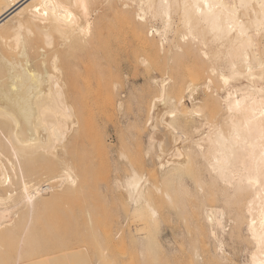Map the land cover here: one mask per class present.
I'll use <instances>...</instances> for the list:
<instances>
[{"label": "bare ground", "instance_id": "6f19581e", "mask_svg": "<svg viewBox=\"0 0 264 264\" xmlns=\"http://www.w3.org/2000/svg\"><path fill=\"white\" fill-rule=\"evenodd\" d=\"M178 39L190 46L189 53L200 57H196V65L202 61L212 78L216 75V80L220 81L222 91L215 95L211 92L214 99H210L218 105L219 116L213 113L218 117L217 121L213 115L204 118L207 116L201 113L202 100L194 96L196 86L193 87L191 81L185 85L184 94L172 95L175 85L171 79L162 75L161 78L155 76L159 78L156 81L152 77L150 82L151 75H146L150 79L146 81L151 84L155 81V86L152 85L157 91L150 85L156 92L154 95L152 92L151 99L148 96L150 101L145 102L149 104L146 105L147 112L144 110V158H140L146 159L148 169L152 164L156 166L160 180L159 184L156 180L153 184L144 172L135 170L129 156L126 157L127 151L125 155L121 148V151L112 150L115 151V164L111 162V166L116 171L123 166L124 170L115 176L114 169L115 177L111 174L113 182L108 181L113 183L110 190L119 193L127 207L128 212L123 213L125 216L128 213L129 221L125 216L123 219L130 224L124 229L142 248L140 251H149L154 256L144 252L149 256L147 259L154 258V264H163L164 260L166 264L170 260L169 264H264V0H0V260L5 246H32L39 210L50 200L55 203L56 196L65 192L66 185L68 188L80 185L72 163L67 161L65 167L62 166L64 162L57 163L68 154L57 162L55 160L56 157L59 159L62 150L60 154H64L68 136L76 131L83 132L76 127L80 125L75 114L78 113L76 105L82 101L87 105L86 100L92 104L106 101L105 92L110 89H103L109 80H105V76L112 71L118 79L111 92L120 111L124 97V59L132 56L135 63L145 65L149 70L147 58L156 52L158 43L162 44L161 50L168 44L169 51L165 49L172 53L178 49V43H175ZM174 53L172 56L175 57ZM191 62L188 61L186 66L189 67ZM132 86L127 88L133 91ZM209 90L212 88L206 92ZM108 98L106 102L111 99ZM113 101L110 103H115ZM186 122L190 124L188 129L183 128L187 126ZM102 142L104 147L112 148L105 144V140ZM77 150L74 149V153L79 157L82 149L78 150L80 153ZM40 153L49 154L51 161ZM35 155H40L46 163H51L54 157L57 166L54 162L44 165H49L50 169L52 165L53 168L56 166L51 169L54 175L49 171L50 175L43 179L41 176L45 177L46 173L42 174L41 170L42 179L35 180L38 178L34 173L39 176V166L32 167L35 165L33 158L39 159ZM82 161L74 162L75 168L85 164ZM39 165L42 167L43 162ZM58 166L61 169L55 174ZM32 168L37 172L32 173ZM199 169L203 172L200 173ZM78 187V190L82 189V186ZM116 196L120 199L118 194ZM185 196H194L199 203L194 205L196 211L193 208L192 212H196L193 214L196 219L187 216L188 221L194 220L190 221V227L179 234L176 232L184 238L186 245L178 246L173 235L172 240L161 235L162 223L166 222L167 211L177 210L184 201L185 204L190 202L187 197L186 202ZM191 199L194 202L193 197ZM114 200L117 199L114 197ZM50 203L44 208L47 209ZM160 206L167 207L163 221ZM172 213L171 220L177 218ZM186 215L182 216L185 218ZM174 220L172 224L178 226ZM178 221L183 222V219ZM189 223L186 221L185 224ZM185 224L180 228H185ZM122 227L117 226L119 230ZM191 228H194V234ZM123 232H120L121 236L117 234L120 237L117 238L125 242L121 238ZM199 235L205 238L202 237L201 241ZM181 237L177 239L181 240ZM117 238L113 239L117 242L112 243H119ZM163 242L167 245L176 243L177 246H167ZM131 243L133 246L134 241ZM94 258V264H102L106 256L100 251ZM12 260V263L8 259L2 263L28 264L21 255H15ZM146 260L145 263H149Z\"/></svg>", "mask_w": 264, "mask_h": 264}, {"label": "rangeland", "instance_id": "374dc122", "mask_svg": "<svg viewBox=\"0 0 264 264\" xmlns=\"http://www.w3.org/2000/svg\"><path fill=\"white\" fill-rule=\"evenodd\" d=\"M181 41H182L181 39H178L177 41H175L176 44L178 43L177 44L178 49H176L177 51L174 49V51H172V53L167 52V51H169V48L167 49V47H169L168 44H166V45L163 44L164 48H162V50H161L162 44L158 43L157 50L159 51V53L156 50V52H154V54H153V56L155 55L154 59H153V56L147 58L148 59V66L151 67V68H149V70H148V68H145V65L142 66L140 63L139 64L135 63L132 56L124 59V65H123L124 67L122 69V73H123L122 74V80H123L122 88H123V90L121 89L124 93V94L122 93V95L124 97L122 100V102H123L122 109L120 110L122 112H120L118 110V106H117L118 104L116 103V99L114 97H112L113 92H111V91H113V89H112L113 83H115L118 79V77H116V74L112 71L109 73L110 75L107 74V75H109V77L107 75H106L107 77L105 76V80H108V79L109 80H108V82L106 81V85L104 86L103 89H105L106 91H108L110 89L108 91V93L105 92V90H104L105 94H107L105 96L107 99H109L108 97H111V99H110L111 102L115 99V101H113L115 103H110V101L106 102V101H108L106 99V101H103L105 103L98 102V104H97V102H96V104H95L93 102V104H92L91 101L89 103V101L86 100L85 102L87 103V105H84L83 101L79 102V105L78 104L76 105L78 108V113L75 112V114L79 119V122H78V123H80V125L78 124L79 127L76 126L77 125V122H76L77 117L75 116V117H73V119H75V122H76L75 126L78 128V130L83 129V132L81 131L82 133H79L78 131H76L77 133H74V134L79 133L78 135L81 136V134H82V136L81 137L78 135L75 136L76 139L78 138V140L76 141L75 137H73L74 134L72 136L69 135L68 137H70V138H68V140L70 143L68 142V144H67V141H65L64 144L67 145L66 149H65L66 145L62 146L63 149H65L64 154L61 155L60 153L63 152V150L62 151L59 150V151H61V152H59V156H58L59 159L56 157L57 159L55 158V160L57 162L60 160L61 156L64 157V155L68 154V156H66L64 158L65 161H63L64 159L61 158L60 163L59 162H57V163H58V165L59 164L61 165V164H63L62 162H64V164L62 166H64L67 163V161L73 164V168H74L73 171H74L75 175H79V179L77 177V181L80 182V185H78V186H82L81 187L82 189L78 190L76 188V187H78L77 185H75L76 187H74V188L73 187L68 188V185H66L65 189L68 190L69 192L64 189L65 192H62L63 194H61V196L60 195L56 196V198H55L56 202H55V199H53V201L55 203H53L52 200H50L49 202H51V203L48 204L47 209H45L44 206H47L46 204L49 203V202H47L42 207L43 209L41 208L42 212H41V210H39L40 211V212H38L39 216L37 215V217H36L37 220H35V226L36 227H35V232H34L35 242L32 244V246H5L4 248L2 247L4 252H2L3 258H1L0 264H3L2 261L3 260L7 261V259L10 263H12V261H13L12 258L15 257V255L23 256L28 264L29 263L30 264H32V263L33 264H94V259H95L94 255L96 254V252H100V251H102L106 256V258L102 264H149L150 262H151V264H154V262H155L154 258L147 259V258H149L150 255H151L150 257H152L153 255L151 253H149V251L147 252L146 250L140 251L142 248H140L139 245L135 244L136 242H135V240H133V236H129V234H127V232H126L127 229L129 228L128 226L130 224L129 222H127V221H129V219L127 220L128 213L126 216L124 215V213L127 211V207H125L126 205L122 201L123 198L120 196V194L117 193L116 191L115 192L112 191L113 189L110 190V187L113 188V183H112L113 178L111 179V176L114 173H116L115 176L120 175L122 173V171H124V170H123V166H120L121 169H119V166H118L117 169H119L121 171H119V170L116 171V168H114V166H111V165L113 162L115 164V161H114L115 155L113 152H115L117 150L119 151L121 148V150H124V151H122L123 153H125L127 151L126 152L127 155H126V153H125V155H126L127 159L129 156L130 159H128V160H129V162L132 161L131 164H133V166L136 168V169L134 168L135 170H137L140 173L144 172V175H146V177H149L147 179H149V181L152 180L153 184H154L155 180H156V183L159 182V180H160V179H158L159 178V172H158V169L156 168V166L152 164L154 167L152 165H150L151 169L150 168L148 169L149 165H146V164H148L146 159H145L146 163L144 160L141 159V158H144L142 155L143 154L142 149L144 146L143 142L145 141L144 138H145V133H146L145 132L146 129L144 127V121H145L144 119H146L144 110H146V112H147V109H148L147 106L149 104V102H148V104H146L147 100L150 101V99H151L150 96L152 95V92L154 95V93L157 91V87H154L155 84H153V83L156 80H158L159 78H161L159 76H162V75H163V77L167 76V78L169 80L171 79V81H173L171 83H173V85H175V86H174V88H172L173 92L171 91V93H170V94L173 93L172 95H179V94L181 95L183 93L185 85L189 81H191L193 87L196 86L194 96L197 97L198 99L202 100V107H201L202 112L201 113L207 116L204 118L214 117L215 121H217L216 117L219 116V107H218V105H215L216 103L214 101L211 102L210 99H214V95H215L214 93H217V91H218V93H220L222 91V88H219V87H222L220 85L221 83H218L219 80L218 81L216 80V75H215V78H212L213 77L212 74L208 73L209 70L206 67V65L205 66L202 65V61H200V63H199V61L197 59L198 63L196 65L195 61H196V57L198 55L196 56L193 53H189L190 52L189 51L190 46H186L187 43L182 41L184 43L183 44ZM160 44H161V46H160ZM158 46L160 48H158ZM182 46H186V47H183V49H182ZM165 48L167 49V51ZM179 50H181V51H179ZM182 51H185V52H182ZM166 52H167V54H166ZM173 52H175L174 53L175 57L172 56ZM178 52H179V55H178ZM183 53H184V56H183ZM166 55H169V58H171V59L169 60L168 56H166ZM192 55L193 56L195 55L194 58H192L193 60L195 59L194 60L195 63L192 61L195 65L192 64V62H191L192 59L189 60L191 57H193ZM185 58H186V60H185ZM197 58H200V57H197ZM180 59H182V61H180ZM151 60L153 63L151 62ZM178 60H179V62H178ZM184 60H185V62H184ZM186 61L191 62V65H190L191 68H190V66L189 67L186 66V64H187ZM169 62H171V63L168 65ZM183 63L185 64L184 66H183ZM165 64H166V67H165ZM171 64H172V67H171ZM155 65H156V67H155ZM202 66H203V68H201ZM145 69H147L148 71ZM142 70H144L146 73H150V74H146ZM146 75L148 77L151 75L150 76L151 80ZM209 75H210V77H209ZM155 76L159 77V78H156ZM152 77L155 80L152 83L154 86L151 83H149L148 81H146L148 79L150 80V82L153 81ZM209 79L211 80V83H210ZM212 80H214L215 82H213ZM107 85L108 86L110 85V86L107 87ZM129 85H134V86H132L133 91H130L129 88H127V87H129ZM150 85H151V87H154L156 89V91L154 88H153L154 91H152L151 90L152 88L150 87ZM206 85H208V86H206ZM216 85H217V87H216ZM210 87L212 88V91L209 90L210 92L207 93L206 91L208 89H211ZM213 87L216 90L213 89ZM218 89H220V91ZM170 90H171V88H170ZM109 92H110V95H109ZM184 92H185V90H184ZM208 94H210V95L206 97V95H208ZM211 94H212V97H211ZM148 96L150 99L148 98ZM204 97L207 98V100H205L206 102L203 100V99H205ZM185 102L187 104H189L188 100H185ZM210 103H213V104H210ZM124 104H125V106L123 107ZM205 104H207V105L204 106ZM144 105L145 106L147 105L146 108ZM212 107L213 108L215 107V108L213 109ZM77 108H75V109H77ZM203 108H205L206 110ZM208 108H211L212 111H211V109H208ZM75 111H77V110H75ZM118 111H119V113H118ZM207 111L209 113H207ZM124 112H125V114H124ZM213 113H215V115H217V116H214ZM146 115H147V113H146ZM209 115H213V116L209 117ZM217 119H218V117H217ZM215 121H214V123H215ZM208 122H210V121H208ZM186 125L187 126L183 127L184 129L186 127L188 129L190 124L188 122H186ZM142 129H144V130H142ZM133 138H134V140H133ZM70 139L73 141L71 142ZM99 140H101V141H99ZM103 140H105V144L110 145V147H112L114 149H112V148L110 149L109 147H107V148L104 147V143L102 142ZM139 142L142 144H139ZM83 143H85V145ZM98 143H100V144H98ZM81 144H83V145H81ZM137 144L139 146H141V148ZM68 145H70V147ZM78 145L79 146L81 145V146L79 147ZM77 146L79 147V149L80 148L82 149V152L84 149L87 151L88 146H89L90 150L88 149V152L84 151L83 152L84 155L81 152V154L83 156L80 154L78 156L79 157L82 156V157L79 158V157L75 156L77 154H75L76 151H74V149L75 150L78 149V148H76ZM83 146L84 147L86 146V148H84ZM62 147H61V149H62ZM68 147L71 150L68 149ZM108 148H109V150H107ZM138 149H140V150L138 151ZM78 150H77V153L79 152ZM112 150H115V151L112 152ZM136 151H137V153H136ZM69 152H70V154L71 153H73V154L69 155ZM85 153L87 154V156L84 159L85 161L84 160L82 161V159L86 155ZM88 153H90V154L88 155ZM41 154L42 153H40V155ZM43 154H42V156L47 157V158H45V159H47V161H51L49 154H46V155H43ZM112 154L114 156H111ZM39 156L35 155L34 157H39ZM70 156L74 157V158L71 157V159H72L71 161H69ZM140 156H142V157L140 158ZM76 157L78 158V160ZM42 158H44V157H42ZM39 159L41 160L40 157H39ZM39 159L33 158V161H35V163H34L35 165L32 166L34 168H36L37 165L39 166V168H37V170H39L38 171L39 176L36 175L37 173H34V172H37L36 169L35 170H34V168L31 169L32 171L34 170L32 173H34L35 177L38 178V179H36L34 177L35 180H37V181L40 180L39 177L42 174L45 175V173H46L45 177L41 176L43 179L48 177L50 175L49 171H51V169L53 168V165H52L51 169H50L49 165H51V163H53V162L55 164L54 157H52L51 163H49V162L46 163L45 159L44 160L42 159L43 161L42 160L39 161ZM86 159L87 160L90 159V161L89 160L87 161ZM73 161L74 162L82 161V162H85V164L84 163H82V164L78 163V164H80L82 166L84 165V166L83 167L79 166L80 168L77 169V168H75L76 163H74ZM142 161H143V164H142ZM42 162H43L42 167H44L45 164H46L45 166H47V164L49 163L48 167H44V169L46 168L48 172L45 171L46 169L45 170L42 169V167L39 165V164L42 165ZM129 162L127 161L128 164H130ZM136 162H138V163H136ZM139 163H141V164H139ZM55 165L57 166V164H55ZM143 165H144V167H143ZM56 166L54 168H56ZM58 167H60V168H57L56 171L54 170L55 174L58 171H60L58 169H61V166H58ZM70 167H72L71 164H70ZM76 167H77V165H76ZM81 167L84 168V170ZM115 167H117V166H115ZM145 168H147L148 170ZM114 169L116 172L114 171ZM138 169H140V170H138ZM152 169H153V171H151ZM190 169L193 170V168H190ZM41 170L43 171L42 174H40ZM201 170H200V173L203 172ZM113 171H114V173H113ZM51 174L54 175L53 172ZM107 175H108V177L106 178ZM115 176L113 175V177H115ZM154 178H157V179H154ZM110 180L112 182L109 183L108 181H110ZM157 184H159V183H157ZM102 185H103V187H102ZM75 188H76V190H73ZM78 188L80 189V187H78ZM62 189H61V191H62ZM70 190H72V191H70ZM108 191H109V193H108ZM111 191H112V193H111ZM113 192L115 194H113ZM60 193H58V194H60ZM116 193L120 196V199H119V197L117 198ZM114 197H115V199L118 200V202H117V200H114ZM186 197L187 196H185L184 199ZM190 197L191 198L193 197V201L196 202V204H192L194 202H192V199ZM108 198H109V201H108ZM187 199H188V201H190L192 203L187 202ZM187 199H185V200L187 203H189V205H190L189 207H188L187 203L186 204L184 203L185 202L184 200H183L184 202L180 201V202H182L180 204V208L182 207V209H183V207L186 205L184 208L185 210L183 209L184 213H183L182 209L180 210V208H178L179 210L178 209L177 210H169L170 211V213H169V211H167L166 206L165 207H162L163 205L160 206L161 209L163 208L162 210L160 209V213H162L161 211H163V213H164V214H161V215H164V216H162V221H163V217H165L166 211H167V215H168V217L166 215V217H165L166 219H164V221L166 220L165 224H164V222L162 223L163 230L161 232V235L163 237L166 236L168 239H171V236L173 235L174 238L172 237V239L174 240V242L179 244L178 246H180V245L186 246V245H185V243H183L184 238L181 237V235H177V234L180 233L179 231H182V230L184 231V229L186 230L188 227H190L191 222H193L196 219V217L194 218V216H193V214L195 215L196 212L195 213H192V212L195 210V207L198 206V203H199L198 199L195 197V199H197L195 201L194 196H189V197H187ZM121 201L123 202L124 206L121 205L122 204ZM110 202L111 203L113 202V203L111 204ZM120 202H121V204H118ZM194 205H197V206H194ZM122 207H125V208H123L125 211L122 210ZM186 207H187L188 211L186 210ZM111 208H113V209H111ZM165 208H166V210H165ZM193 208H194V210H193ZM190 209H192L191 210L192 214L189 212ZM117 211H119V212H117ZM185 211L188 213H186ZM121 212H122L123 216H122ZM172 212L174 213L175 217L177 216V218H174L175 220L174 219H172V220H174L173 221L174 223L177 221V225L179 226V228H177L178 226H176V223H175V225L172 224V220H171V217L173 216V215H171ZM175 212H179V213L175 214ZM181 213H183V214H181ZM115 214L117 216H115ZM188 214H190V215H188ZM179 215H181V217H183L182 215H186V217L181 218ZM124 216L126 217L127 221L123 219ZM187 216H190L189 218L194 219V220L188 221L187 219H189V218ZM191 216L193 218H191ZM116 217H117V219H115ZM169 218H170V221H169ZM120 219H122V220H120ZM178 219L179 220L183 219V222H185V223H186V221L188 223L190 221L191 222L188 225H186L185 223L178 221ZM65 220H66V222H65ZM67 220H68V222H67ZM36 221H37V224H36ZM117 221H120V222L122 221L123 224H122V222L118 223ZM179 222L185 224L184 225L185 228L181 229L183 227V224L181 225ZM121 224L124 227H122ZM119 225H120V227H122V228H120V230L118 229L119 227L117 228V226H119ZM172 225H174V226H172ZM180 225H181V228H180ZM125 226L127 227L126 231L124 229V228H126ZM171 226H172V228H171ZM116 228L119 230V233L117 232ZM171 229H173L174 231ZM177 229H179V230H177ZM191 229L193 230V231L190 230L193 232V233L192 232L191 233L194 234V228H191ZM113 230L116 233L114 232V234H113ZM123 230L127 235L123 232ZM177 231H178V233L176 234ZM63 232H65V233H63ZM120 232H123L122 234H124V235H122L121 238H122V240L124 238L125 242H123L119 239L120 237L118 235L121 236ZM168 233H170V234H168ZM61 234H64V235L62 236ZM109 234H110L111 238L116 236L113 239H116L118 236L119 238H117V239H118L119 243H117V244L112 243L115 240L113 241V239H111L109 237ZM111 235H113V237ZM128 236L130 237V239L127 238ZM176 236L178 238L181 237V240L177 239ZM199 236H201V235H199ZM202 237L205 238L204 236H201V241H202ZM175 238H176V240H175ZM109 239H111L112 241H110ZM125 239H128L129 241L132 239L134 241L133 246L131 245L132 244L131 242H133L132 240L130 242H127L128 240H125ZM199 239H200V237H199ZM120 241H121V243H120ZM116 242H117V240L115 241V243ZM122 242L124 244H122ZM203 242H204V239H203ZM176 243L171 244V245L177 246ZM199 243H201V242L199 241ZM70 244H73L74 246L73 245L70 246ZM163 244L167 245V242H163ZM120 245H123V246H120ZM135 245L137 246V248L135 247ZM169 245L170 244H168L167 246H169ZM204 246H206V244ZM138 247H139V251H138ZM97 248H98V251H96ZM1 251L2 250H0V252ZM140 252L142 254V256H141L142 260L140 257L141 254H139ZM142 252L143 253L146 252V254L149 256H146L145 253L143 254ZM72 255H74V256H72ZM144 255L146 257H144ZM0 257H1V255H0ZM143 259H144V262H143ZM146 259L148 260L149 263H147V262L145 263ZM163 260H164V258H163ZM167 260H168V258H167ZM169 260H170V258H169ZM163 262H162L163 264H166V260H164ZM168 262L171 263V260L167 261V263Z\"/></svg>", "mask_w": 264, "mask_h": 264}]
</instances>
